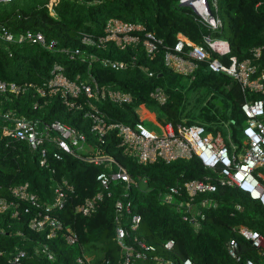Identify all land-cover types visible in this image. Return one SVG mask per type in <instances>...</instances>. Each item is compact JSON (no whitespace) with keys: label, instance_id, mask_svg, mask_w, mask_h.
<instances>
[{"label":"trees","instance_id":"obj_1","mask_svg":"<svg viewBox=\"0 0 264 264\" xmlns=\"http://www.w3.org/2000/svg\"><path fill=\"white\" fill-rule=\"evenodd\" d=\"M46 2L48 0L0 1V22L15 32L41 30L48 40L55 39L57 43L54 49H49L29 41L0 42V80L43 84L51 76L55 61L64 65L68 77L75 78L80 73L82 78H88L87 60L69 58L61 48L79 47L119 59L134 55L137 63L153 71L152 75L139 66L113 70L97 61L90 66V72L100 84L120 88L132 95L131 101L122 104L108 99L95 100L108 121L134 123L139 120L135 108L144 103L161 123L198 122L213 131L224 125L235 141L242 139L246 120L241 104L257 97L264 102V93L243 91L236 79L211 70L205 60H198L190 74H183L168 67L163 58L166 46L172 47L179 33L196 43L203 42L207 34L227 39L228 52H212L225 63L230 62L231 55L239 60L251 57L252 47L264 42V0H219L224 21L220 30L208 28L196 18L192 7L180 0H58L53 13ZM111 16L143 23L146 29L163 38L164 45L154 58H149L140 44L120 48L113 41H108L104 47L83 43V32L94 36L102 34ZM260 60L264 61V48ZM158 85L167 94L163 103L149 96ZM78 99L82 100L83 95ZM87 108L86 103L82 107L69 108L59 93L44 98L31 87L18 94L9 89L0 90V109H12L44 122L59 118L85 132L88 145L87 151L65 153L61 160L50 159L42 164L39 149L31 148L23 140L7 142L8 136L2 134L4 121L0 116V196L17 202V207L0 211V264H16L11 256L19 249L26 252L25 264H124L121 246L114 238L117 198L130 199L131 211L140 213L136 234L155 244L158 254L177 264L186 257L197 264H241L226 248L231 236L239 240V252L244 258L264 264V250L259 252L248 239L233 230V226L245 224L264 234V204L260 200L235 185L218 184L216 190L195 198L196 202L203 196L213 200L202 207L204 217H199L196 227L183 218L181 210L163 202L162 193L171 185H182L187 179L210 177L215 181L218 174L205 167L196 155L169 162L161 158L139 162L123 151L115 130H108L102 140L98 138L85 115ZM221 130L226 137L227 133ZM101 152L114 160L113 167L122 165L131 180L127 189L124 181H112L111 194L104 196L94 212L84 215L76 206L101 188L96 176L105 165L96 164L91 158ZM62 177L67 178L73 189L68 191L61 207L56 205L48 211L77 232L78 240L72 243L60 232L48 237V228L37 230L29 225L33 215L39 210L45 211V204L52 203L54 186ZM25 182L38 195L40 205L12 194L10 186ZM16 209L17 214H13ZM169 238L174 239V244L167 249L163 244ZM45 245L53 258L41 250ZM88 255L91 258L87 260L85 256ZM141 260L136 259L132 264H139ZM144 261L153 262L151 258Z\"/></svg>","mask_w":264,"mask_h":264},{"label":"built area","instance_id":"obj_2","mask_svg":"<svg viewBox=\"0 0 264 264\" xmlns=\"http://www.w3.org/2000/svg\"><path fill=\"white\" fill-rule=\"evenodd\" d=\"M57 2L58 0L46 2L45 5L49 8L50 13L54 12ZM180 2L191 6L196 18L211 30L223 28L224 21L219 9V0H180ZM2 41L35 42L49 49H54L57 45L55 39L48 40L41 30L25 29L15 32L0 22V42ZM82 41L100 47H104L108 41H113L120 48L140 44L149 58H154L160 46L164 45L163 38L154 31L146 29L143 23L116 16H111L106 20L102 34L94 36L91 33L83 32ZM263 48L264 42L252 47L251 57L239 60L235 55H231L230 62L225 63L213 56L212 52L219 54L228 52L230 46L227 39L214 38L207 34L204 35L203 42L196 43L179 33L173 46H166L163 58L168 67L183 74H190L197 66L198 60H205L211 70L236 79L243 91L264 93V61L260 60ZM61 51H64L69 58L87 60L88 78H82L80 73H77L75 78L68 77L64 65L55 61L51 69V76L43 84L0 80V90L9 89L18 94L31 87L44 98L59 93L62 101L69 108L82 107L84 103L88 104L85 115L90 119V128L98 138L102 140L108 130H115L116 135L120 138L119 145L122 146L123 151L142 163L151 162L157 158L169 162L177 158L187 159L196 155L205 167L218 174L216 180L214 181L210 177L187 179L182 185L169 186L161 196L163 202L170 203L181 210L183 218L193 222L196 227L199 217H204L202 207L208 206L213 200L203 196L196 202L195 198L199 194L216 190L218 184L235 185L250 197L258 199L264 204V102L262 98H249L241 104L246 120L242 126L240 141L233 140L230 132L225 137L221 129L208 130L204 124L198 122L179 121L173 124L168 121L161 123L157 119H153L152 121L159 124L161 128V131L157 132L145 126L143 122L146 118L144 113L147 112L144 103L135 108L139 116L138 121L134 123L108 121L105 114L97 107L95 100L108 99L111 102L122 104L131 101L132 95L120 88L100 84L90 72L92 63L97 61L101 66L113 70L139 66L150 75L153 74V71L144 64L137 63V57L134 55L129 59H119L98 55L93 51L81 50L79 47L61 48ZM81 95H83V99L79 100ZM149 96L158 103H163L167 98L166 92L159 85L150 91ZM140 107L144 108L143 110L146 109L142 115L139 113ZM0 116L4 121L1 126L2 134L8 136L7 142L11 139L23 140L31 148L39 149L42 164L48 163L50 159L61 160L65 153L75 154L87 151V148L84 147L87 144L85 132L59 118L44 122L12 109H0ZM91 158L96 164L103 163L105 168L100 170L96 176L100 182V190L76 206V210L84 215L94 212L104 196L111 194L110 184L112 181H124L125 189H127L131 180L129 173L122 165L116 164V167H113L114 160L107 154L101 152L93 154ZM140 180L146 182L145 178ZM181 188L185 191L184 195ZM10 189L14 196L28 200L34 205H40L38 195L29 189L28 182L10 186ZM72 189L73 185L67 178L62 177L54 186L52 203L45 204V211L39 210L29 219L30 227L37 230L48 228V237L55 236L60 232L70 243L78 240V234L71 226L64 225L60 218L48 211L56 205L61 207L68 191ZM173 196L176 198L175 201H172ZM114 206L116 231L114 238L121 246L124 264H132L136 259H142L139 264H177L172 259L158 254L155 244L147 242L136 234L135 230L139 227L141 215L131 211L130 199L117 198ZM236 206L240 208V204ZM13 207H17V202L14 199L0 196V211ZM17 212L16 209L13 214H17ZM233 230L248 239L259 252H263L264 234L258 229L238 224L233 226ZM173 244L174 239L169 238L163 245L164 248L170 249ZM226 248L229 254L241 264H256L252 258H244L239 252L240 244L236 237L231 236L228 239ZM41 250L49 258H53L52 252L46 245L42 246ZM25 254L24 249H19L11 256V260L16 264H25L23 260ZM85 258L88 260L91 257L88 255ZM147 258H151L153 262L146 263L144 260ZM77 259L83 261L82 257ZM178 264L197 263L186 257Z\"/></svg>","mask_w":264,"mask_h":264},{"label":"rangeland","instance_id":"obj_3","mask_svg":"<svg viewBox=\"0 0 264 264\" xmlns=\"http://www.w3.org/2000/svg\"><path fill=\"white\" fill-rule=\"evenodd\" d=\"M225 24L227 26V21L226 20H225ZM213 37L214 38H218L220 36H213ZM144 107H146V106H144ZM146 108L148 110H150L148 107H146ZM143 109L144 108H142V107L139 108V113L141 115L144 113ZM143 122H144L145 126H147L148 128H150L152 130H155L157 132L161 131V128H160L159 124H157L156 122H154V121H152V120H150L148 118H144ZM221 129H223V131L226 132L227 134L230 132V129L228 127L224 126V125L221 126ZM84 147L87 148V144H85ZM175 200H176V198H175V196H173L172 197V201H175Z\"/></svg>","mask_w":264,"mask_h":264},{"label":"crops","instance_id":"obj_4","mask_svg":"<svg viewBox=\"0 0 264 264\" xmlns=\"http://www.w3.org/2000/svg\"><path fill=\"white\" fill-rule=\"evenodd\" d=\"M146 110V109H145ZM145 110H143L145 112ZM144 115L146 116V118L150 119V120H155L156 118L154 117L155 114L154 112L150 111L147 109V112L144 113Z\"/></svg>","mask_w":264,"mask_h":264}]
</instances>
